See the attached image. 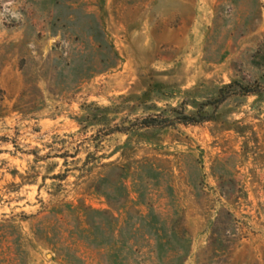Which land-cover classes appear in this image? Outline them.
Wrapping results in <instances>:
<instances>
[{"label":"rangeland","instance_id":"rangeland-1","mask_svg":"<svg viewBox=\"0 0 264 264\" xmlns=\"http://www.w3.org/2000/svg\"><path fill=\"white\" fill-rule=\"evenodd\" d=\"M0 264H264V0H0Z\"/></svg>","mask_w":264,"mask_h":264},{"label":"trees","instance_id":"trees-1","mask_svg":"<svg viewBox=\"0 0 264 264\" xmlns=\"http://www.w3.org/2000/svg\"><path fill=\"white\" fill-rule=\"evenodd\" d=\"M262 90L259 86H249L247 84H241L236 81L226 84L223 87L218 89L216 96L205 103L200 104L199 108L205 107L207 105H212L214 109H216L219 105H221L224 101H226L230 96L239 95V96H248L252 94H257ZM173 112L177 114L176 120L184 123V124H198L203 121L209 120V116H203L198 111L194 114H186L184 112L178 111L174 108L171 109ZM164 122L165 126L172 124V121ZM155 122L154 119H144L141 122V127H147L151 125V123Z\"/></svg>","mask_w":264,"mask_h":264}]
</instances>
